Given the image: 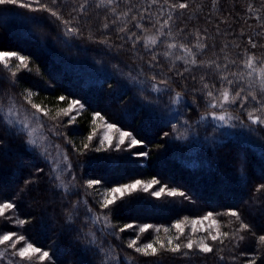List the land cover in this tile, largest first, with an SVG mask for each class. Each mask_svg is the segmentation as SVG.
<instances>
[{"label":"trees","instance_id":"trees-1","mask_svg":"<svg viewBox=\"0 0 264 264\" xmlns=\"http://www.w3.org/2000/svg\"><path fill=\"white\" fill-rule=\"evenodd\" d=\"M20 2L29 7L0 6V51L27 58V67H16L15 59L7 69L0 64V203L16 206L0 217V235L15 232L49 252L43 264H264L258 240L264 190L257 191L264 185V127L249 119V113L264 116L258 110L264 108V0ZM180 3L188 7H173ZM148 34L154 44L145 42ZM250 56L255 70L245 66ZM225 89L231 100L240 93L226 124L212 119L210 107ZM28 92L49 112L39 113L48 144L34 141L18 123L36 112ZM72 100L83 105L74 122L62 112ZM96 113L103 119L93 122ZM100 120L141 144L102 145ZM56 148L69 167H56L50 153ZM154 179L159 183L149 191L138 188L102 207L105 191ZM92 180L100 183L89 188ZM160 187L166 191L157 198L152 193ZM167 190L185 196L170 197ZM229 211H238L240 220L224 214ZM210 212L219 231L229 234L223 243L207 240L211 253L143 256L128 247L139 226L161 230L140 235L142 246L175 236L174 224ZM241 222L247 230H239ZM127 224L137 227L121 232ZM13 252L0 245V264H28ZM32 264L39 261L34 257Z\"/></svg>","mask_w":264,"mask_h":264},{"label":"snow or ice","instance_id":"snow-or-ice-1","mask_svg":"<svg viewBox=\"0 0 264 264\" xmlns=\"http://www.w3.org/2000/svg\"><path fill=\"white\" fill-rule=\"evenodd\" d=\"M109 3H111V0H108ZM156 0H153V3H155ZM165 2H167V0H165ZM2 5H17L19 7H29V5H26L25 3L20 2V0H0V6ZM173 7H179L180 9H185L188 7L187 4L184 3H180L178 5H173ZM47 10V9H46ZM52 15L56 16L57 14L55 12L51 13ZM57 18L59 19V17L57 16ZM69 31H73V29H69ZM148 43H155V40L150 38ZM147 46V45H146ZM169 47L171 48H175L176 45L175 44H171L169 45ZM252 47L255 48L256 45L252 44ZM185 52L188 53L189 55H191V51L187 48H185ZM15 59L16 61L19 62L18 65H16V67H19L20 65H23L24 67H27V58L25 56H21L18 55L16 52L13 51H0V64L3 65V67L5 69L9 68V61ZM255 57L254 56H250L246 62V67L252 70H255L254 68V64H255ZM192 63H196L195 60L192 61ZM259 74H260V91L262 93H264V68H261L259 70ZM17 73L16 72H12V76H16ZM224 79H227L226 77H224ZM229 83H231V81H229ZM205 88L208 87L207 84L204 85ZM249 95L252 97L253 100H256L257 97L254 93H249ZM33 96V93L28 92L25 95V99L28 103L31 104V107L34 108L36 110L37 113H43V115L47 116L49 115V112L46 109L41 108V105L38 103H34L31 99V97ZM208 96L212 97V93L208 92ZM229 96L230 93L227 89H225L224 91L221 92V97L223 102L228 103H235V99L238 98L240 96V93L237 92L235 94V97H233V99L230 101L229 100ZM66 99V97L61 96L59 97L60 101H64ZM213 99H215V97H213ZM259 102V101H258ZM218 105L215 103L210 104V107L215 108ZM83 105L80 104V102L78 100H72L69 102L67 108L62 109V112L65 116H69L70 117V122H74L75 121V116L71 115V113H73L74 111H78V109H82ZM259 111H264V108L262 109H258ZM59 116V113H57V117ZM216 119H219L221 121H223L225 119L224 116H218V117H214ZM96 119H103V117L99 114L96 113L95 117H94V121ZM249 119L252 121V123H260V124H264V119H261L259 117H255L254 113H249ZM106 127L109 130H113L115 129V125L113 124H107ZM93 135H95V133L93 132L92 135L88 136V141L91 142V140L93 139ZM126 138H130V143H129V147H135L141 144V142L136 139L135 137H133L131 135V133L127 132V131H120L119 132V140L118 143L116 145V147L118 148L119 145H124L125 144V140ZM107 141V143L109 144V146H112V138L105 135L103 140L101 141V144L103 145V142ZM83 147L85 149H87L89 147L88 143H85L83 145ZM96 151H100V148L95 149ZM147 153H138V155H146ZM100 183L99 180H92L88 182V187L92 188L94 185H98ZM159 181L157 180H152L148 183H143L140 180L135 181V183L132 184H127V185H123L120 187H115V188H111L110 190L106 191L104 193V199L102 201V207L107 209L110 205H113L116 203V199L117 197H120L121 199L124 197L125 193H131L136 191L138 188H143V190L145 192L149 191V189H151L154 185L158 184ZM260 190H264V185H260L257 189V191ZM166 188L165 187H160L159 190L154 191L152 193L153 196L160 198L161 195L163 193H165ZM167 195L170 197H175V196H185V193L183 192H177L176 190H167ZM15 205L11 202H6V203H0V217H5V213L6 210H13L15 209ZM225 215H229L232 217H235L237 221L240 220V215L238 213V211H229L227 213H224ZM213 214L210 212L208 213L206 216L202 217L201 219L198 220H192L191 221V232L195 233L197 232V225L200 226V230L202 231H207L208 235L207 237H200L199 239L193 238L191 235L189 237L186 238V242L183 243H176L175 241H179L181 236H184V227L182 226L184 223L186 222H179L174 224L172 227L176 229L177 231V235L175 236H167L166 239H160L159 236H157V238L151 242V243H146L143 244L142 246H138V240L140 238V235H142L143 233L148 232L150 229H153L152 225H143V226H139L138 227V234L136 239H133L130 241V243L128 244L129 248H133L137 253H140L143 256H156L158 254L159 251L163 250V251H169L172 253H179L182 251V249H187L188 251H192L193 249L201 252V253H211L213 251V247L206 242V240H211L213 243L219 241L220 243L224 242L225 238H228L229 234L227 232H223L221 233L219 231V227H218V222L214 219H212ZM101 219V217H96V220L99 221ZM104 221H105V226H108V220L107 217H103ZM205 221H211L212 225H217V229H216V233L213 234V232L209 229V228H205L204 227V222ZM16 223L20 226H23L25 223H27L26 220H17ZM137 226L131 225V224H127L124 227H122L120 229L121 232H124L130 228H134ZM248 229V225L241 222L240 223V229L241 231L247 230ZM156 233H159L161 230L160 228H155L153 229ZM165 233H169L170 229L165 228L164 229ZM240 239H243V237H240ZM258 240L261 244H264V235H261L258 237ZM21 241H24L25 243L23 244L22 247L17 248V244H20ZM0 245H7L8 248H11L14 250L13 255L18 256L20 258L21 261H27L28 264H32L33 262V258L35 257L38 261L39 264H43V262L45 260H50L51 257L49 255V252L47 251H43L40 247L34 246L33 243L27 242L26 238L23 235H17V233L15 232H7L4 233L2 235H0ZM158 245V247L156 246ZM251 264H255V260L251 261Z\"/></svg>","mask_w":264,"mask_h":264},{"label":"rangeland","instance_id":"rangeland-1","mask_svg":"<svg viewBox=\"0 0 264 264\" xmlns=\"http://www.w3.org/2000/svg\"><path fill=\"white\" fill-rule=\"evenodd\" d=\"M150 38L155 40L153 35L148 34L145 37V42H148ZM229 100L231 101L230 97H229ZM212 103H215L218 105L217 107L212 108L213 109L212 115H211L212 119L218 123H224V124H226L227 122L230 123L232 118L228 114L227 109H228V107H230V105H232V103L231 102H228V103L223 102L222 97H220L219 99H217L215 101H212L211 104ZM79 110L80 109H78V111ZM78 111H74L73 113H71V115L74 116V114L77 113ZM218 116H224L225 119L223 121H221L219 119L214 118V117H218ZM259 118L264 119V116L259 117ZM18 123L21 124V126L31 135V137L34 141L43 142V140H44L45 144L49 143L50 140L48 141L45 139L48 137H47V134L45 133V131L42 127L41 118H40L39 113L29 112L27 114L21 115L18 117ZM107 124H110V123H107L104 120H100L98 122L97 128L99 129V136H100L101 141L103 140L104 136L107 135V136L112 138V142L116 141L118 143L119 132L123 131V130L117 129L116 127L113 130H109L106 127ZM254 124L261 125L264 127V124H260V123H254ZM127 141L130 142V138H126L125 142H127ZM103 143L109 145L107 143V141H104ZM53 149H54V146H51L50 150H53ZM50 153L53 154V155H51V158L56 162L57 168H63L64 166H62L61 164L66 165L65 167H69L68 163H66L67 161L65 160V158H64V156H63V154L59 148H56L54 153L53 152H50ZM104 193L102 195L103 196L102 199H104ZM201 218L202 217L196 218L194 220H198ZM182 226L184 227V233L186 234V236H188V234H190L193 238L199 239L200 237H207V235H208L207 231L200 230L199 225H197V229H198L197 232L192 233L191 232V227H192L191 222H189L188 224H183ZM204 227L209 228L213 232V234L216 233L217 225H212L211 221H205ZM206 242H207V240H206Z\"/></svg>","mask_w":264,"mask_h":264}]
</instances>
